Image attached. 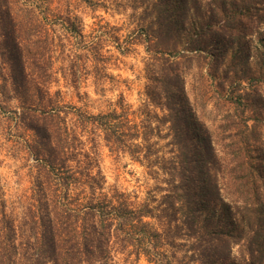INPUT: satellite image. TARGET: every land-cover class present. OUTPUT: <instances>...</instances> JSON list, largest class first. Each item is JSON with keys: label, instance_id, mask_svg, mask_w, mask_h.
<instances>
[{"label": "trees", "instance_id": "trees-1", "mask_svg": "<svg viewBox=\"0 0 264 264\" xmlns=\"http://www.w3.org/2000/svg\"><path fill=\"white\" fill-rule=\"evenodd\" d=\"M42 1L0 6V108L27 161L0 186V264H264V0H127L125 43ZM108 40L144 47L140 110L64 102L83 67L104 90ZM104 146L154 175L145 201L106 186Z\"/></svg>", "mask_w": 264, "mask_h": 264}, {"label": "rangeland", "instance_id": "rangeland-1", "mask_svg": "<svg viewBox=\"0 0 264 264\" xmlns=\"http://www.w3.org/2000/svg\"><path fill=\"white\" fill-rule=\"evenodd\" d=\"M32 3L42 5V0H0L2 4L26 7ZM52 7L56 11L74 10L82 19L83 34L87 35L92 30L94 23L100 22L106 30L117 38L120 43H125V38L130 36L129 29L133 25L129 18L130 10L126 8L127 0H52ZM57 28V40L64 38L65 28L60 22L50 20ZM129 39V38H128ZM87 42L90 38H86ZM85 40V41H86ZM131 41V40H129ZM117 42L107 41L102 49L105 60V73L109 76L103 84L101 94L95 92L94 79L86 67L82 68L83 74L79 77V86L74 87V82H68L61 76L60 89L64 102L68 105L80 107L88 113L97 114L105 112L112 107V103L120 94L124 102L133 110H140L145 101L146 72L145 50L143 45L128 46L129 50L120 52ZM69 53V51H66ZM60 63L56 67L59 68ZM111 77L114 81L108 84ZM105 79V78H104ZM68 82V83H66ZM1 84V82H0ZM115 85L114 89L111 88ZM264 92V85H261ZM14 105V103H12ZM8 116L0 108V186L13 187L16 185L17 171L26 167V156L16 146L14 132L10 129L5 118ZM164 142H162L163 144ZM99 166L105 176L106 186L130 195L134 203H142L156 187V180L149 169L127 155L118 154L107 146L102 147L99 156ZM117 264H152L141 257L135 259L134 255L120 254L116 258Z\"/></svg>", "mask_w": 264, "mask_h": 264}]
</instances>
